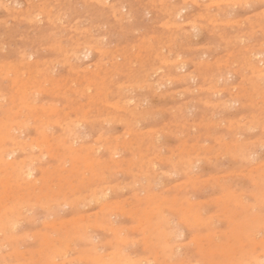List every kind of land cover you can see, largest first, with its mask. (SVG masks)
Segmentation results:
<instances>
[{
    "label": "rangeland",
    "instance_id": "rangeland-1",
    "mask_svg": "<svg viewBox=\"0 0 264 264\" xmlns=\"http://www.w3.org/2000/svg\"><path fill=\"white\" fill-rule=\"evenodd\" d=\"M260 59L264 0H0V264H264Z\"/></svg>",
    "mask_w": 264,
    "mask_h": 264
},
{
    "label": "bare ground",
    "instance_id": "bare-ground-1",
    "mask_svg": "<svg viewBox=\"0 0 264 264\" xmlns=\"http://www.w3.org/2000/svg\"><path fill=\"white\" fill-rule=\"evenodd\" d=\"M25 1V0H24ZM13 2H15V1H13ZM185 3V2H184ZM41 6V5H40ZM44 6V5H43ZM27 8V7H26ZM41 9H42V7H40ZM43 9H45V8H43ZM43 9H42V11H43ZM19 13V12H18ZM17 13V14H18ZM86 50V49H85ZM89 50V49H88ZM86 54H87V52H86ZM78 55V54H77ZM259 54H254L253 56H258ZM74 56V55H73ZM258 64H260L261 66H264V61L263 60H258ZM256 68V70H257V67H255ZM23 71V70H22ZM17 73V72H16ZM21 73V72H20ZM219 79V78H218ZM13 80V79H12ZM15 80V79H14ZM17 80V79H16ZM21 80V79H20ZM28 80V79H27ZM259 80L261 81H263L264 80V75H261L260 77H259ZM22 81V80H21ZM21 81H18V83L19 82H21ZM14 82L15 81H13V85H14ZM17 82V81H16ZM15 82V83H16ZM23 82H25V81H23ZM21 84H22V82H21ZM25 84V83H24ZM16 85V84H15ZM18 85V84H17ZM16 85V86H17ZM20 85V84H19ZM21 86V85H20ZM20 86H17V87H20ZM16 87V88H17ZM20 88H22V87H20ZM26 88V87H25ZM18 90V89H17ZM19 91V94H20V91H21V89L20 90H18ZM17 91V92H18ZM22 92V91H21ZM217 94V93H216ZM219 94V93H218ZM22 97V96H21ZM20 97V98H21ZM12 99V98H11ZM22 101H24L23 99H22ZM22 101L20 102V103H22ZM25 101H28V100H25ZM19 103V102H18ZM26 103V102H25ZM22 105H25V104H22ZM27 106H29L28 104H27ZM26 107V106H25ZM19 109V108H18ZM28 109V108H27ZM41 109V108H40ZM45 110V109H44ZM45 111H47V110H45ZM50 111H52L53 112V110H50ZM49 111V113H51ZM41 112H42V110H41ZM55 113V112H54ZM53 113V114H54ZM48 114V113H47ZM52 114V115H53ZM46 115V114H45ZM48 116H49V114H48ZM38 117V116H37ZM23 119V118H22ZM39 119V118H38ZM34 120V119H33ZM41 120V119H40ZM79 120V119H78ZM9 122H11L12 123V121H8V122H6V123H9ZM17 122H19V120L17 121ZM16 121H15V123H17ZM41 122H42V120H41ZM56 122V121H55ZM4 123H5V121H4ZM21 123V122H20ZM23 123H25V122H23ZM27 123V122H26ZM43 123V122H42ZM11 125V124H10ZM13 125V124H12ZM19 125V124H18ZM22 125V124H21ZM25 125V124H24ZM38 125H41V124H38ZM3 126H4V124H3ZM43 126V125H42ZM21 127V126H20ZM10 128H11V126H10ZM10 128H9V130H10ZM17 128V127H16ZM22 128H24V127H22ZM5 129V128H4ZM7 129V128H6ZM18 129V128H17ZM13 130V129H12ZM4 131V130H3ZM2 131V132H3ZM6 131V130H5ZM8 133V132H7ZM19 134V133H18ZM98 135V134H97ZM100 135V134H99ZM9 136V135H8ZM7 136V137H8ZM2 137V136H1ZM10 137V136H9ZM5 139V138H4ZM11 139H12V137H11ZM3 140V139H2ZM1 140V141H2ZM7 140H9L10 141V138L9 139H7ZM15 140H16V138H15ZM238 140V139H237ZM0 141V142H1ZM8 142V141H7ZM13 142V141H12ZM10 143H11V141H10ZM29 143V142H28ZM30 145V144H29ZM14 146H15V143H14ZM18 146H19V144H18ZM23 146V145H22ZM11 147H13V146H10V148ZM32 147V146H31ZM2 148V147H1ZM21 148V147H20ZM258 148V147H257ZM257 152V151H256ZM12 154V152L10 151V152H6V151H4V150H0V162L5 166V168H7V169H9V172H10V170H13L14 169V164L15 163H13V162H7L6 160H5V157L7 158V157H9L10 155ZM31 157V156H30ZM171 157V156H170ZM43 158V157H42ZM75 158H76V156H75ZM10 160V159H9ZM13 160V159H12ZM170 160V159H169ZM178 160V159H177ZM11 161V160H10ZM182 161V160H181ZM20 162H21V160H20ZM29 163H30V161H29ZM187 163H189V162H187ZM22 165V164H21ZM28 165V164H27ZM182 165H184V164H182ZM26 167H28V166H26ZM48 167V166H47ZM18 169H20V166H19V168ZM39 169V168H38ZM23 170V169H22ZM187 170V169H186ZM32 172H33V170L32 169H27V171L25 172V174L24 175H26L27 177H30L31 176V174H32ZM185 172V171H184ZM9 175V174H8ZM7 175V176H8ZM6 182V181H5ZM5 188V187H4ZM34 188V187H33ZM141 193V192H140ZM229 195H231V193L229 194ZM236 203V202H235ZM234 203V204H235ZM152 208V207H151ZM156 211H158L157 209H156ZM3 212V211H2ZM129 215V214H128ZM127 215V216H128ZM150 217H151V214L149 215H146V220H145V223L146 222H149L150 221ZM39 218V217H38ZM160 219H161V217H160ZM181 219V218H180ZM156 221V220H155ZM169 221V220H168ZM138 222V221H137ZM14 223V222H13ZM147 224V223H146ZM156 224V223H155ZM159 224V223H158ZM165 225H168V224H166L165 223ZM12 226H13V224H12ZM95 226V225H94ZM100 227V226H99ZM98 227V228H99ZM161 227V226H160ZM153 228V227H152ZM132 229H133V227H132ZM111 230V229H110ZM109 231V230H108ZM156 231H158L159 232V229L156 227ZM84 234V233H83ZM153 234V233H152ZM74 236V235H73ZM72 236V237H73ZM153 237V236H152ZM157 238L159 237V236H156ZM155 237V238H156ZM163 237V236H162ZM164 240H165V238H164ZM119 241V240H118ZM165 244V243H164ZM66 246V245H65ZM169 255V254H168ZM243 256V255H242ZM241 255H240V257H242ZM96 257V256H95ZM244 257H246V254H245V256ZM250 258H252V260L250 259ZM51 259V258H50ZM244 259H248V260H244ZM243 260H242V258H241V260L242 261H240V260H237L236 261V263L235 262H232V264H260L259 263V259L258 258H255V257H253V255L251 256V257H248V258H244ZM49 261H52V260H49ZM62 263V262H61ZM123 263V262H122ZM112 264H121V263H117L115 260L112 262ZM129 264H131V262L129 263Z\"/></svg>",
    "mask_w": 264,
    "mask_h": 264
}]
</instances>
